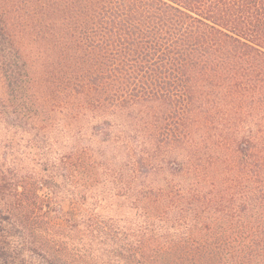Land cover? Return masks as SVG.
I'll return each mask as SVG.
<instances>
[{
    "label": "trees",
    "instance_id": "trees-1",
    "mask_svg": "<svg viewBox=\"0 0 264 264\" xmlns=\"http://www.w3.org/2000/svg\"><path fill=\"white\" fill-rule=\"evenodd\" d=\"M0 76V264H264V0H0Z\"/></svg>",
    "mask_w": 264,
    "mask_h": 264
},
{
    "label": "rangeland",
    "instance_id": "rangeland-1",
    "mask_svg": "<svg viewBox=\"0 0 264 264\" xmlns=\"http://www.w3.org/2000/svg\"><path fill=\"white\" fill-rule=\"evenodd\" d=\"M4 97V87L2 83V79L0 76V99ZM195 146V147H194ZM190 147L200 149V163L201 167L199 170V175L201 176V179L204 183H212L213 184V135H207L206 132L203 131V129H196L194 134V139L190 143ZM181 156L185 157L189 155V151H181ZM153 186H159L166 182L165 178H162L159 175L153 176ZM178 179H175V182H177ZM206 184V185H207ZM213 196V188L212 192L210 194ZM50 203V201H49ZM60 212H55L54 216H58L60 219H64L66 214L64 212L68 211V203L63 201L60 204ZM63 212V213H62ZM62 213V214H61ZM126 225H129V221L126 222Z\"/></svg>",
    "mask_w": 264,
    "mask_h": 264
}]
</instances>
